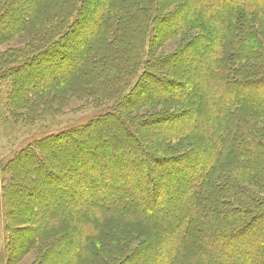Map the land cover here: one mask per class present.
Masks as SVG:
<instances>
[{
	"label": "trees",
	"instance_id": "16d2710c",
	"mask_svg": "<svg viewBox=\"0 0 264 264\" xmlns=\"http://www.w3.org/2000/svg\"><path fill=\"white\" fill-rule=\"evenodd\" d=\"M15 1L0 44L26 39L0 52V123L70 98L97 114L1 167L0 264L22 246L33 264H264V0Z\"/></svg>",
	"mask_w": 264,
	"mask_h": 264
},
{
	"label": "rangeland",
	"instance_id": "374dc122",
	"mask_svg": "<svg viewBox=\"0 0 264 264\" xmlns=\"http://www.w3.org/2000/svg\"><path fill=\"white\" fill-rule=\"evenodd\" d=\"M25 0H17V2H14V5L17 4V7L21 6V5H25ZM26 6V5H25ZM28 7H26L27 9ZM18 9H14V11H9L6 12V14L0 19V26H10L12 23V18L14 16H16V14L18 13ZM76 41H83L84 36L79 38V36H76ZM26 37L25 36H21L20 38H16L14 40H10L9 42H4L2 44H0V52H3L5 50H7L8 48L11 47H18L23 40H25ZM179 44V40L176 41H171L169 43H166L164 45V47L159 51H155L154 53V57H158L161 54H169L171 52H173L175 49H177V46ZM196 46H193V49ZM192 52V47L190 49H188V51L186 52L187 55H185V57H181L178 60V67L179 69H185V67L188 65L187 59L191 58V54H194ZM189 55V56H188ZM195 55V54H194ZM187 56V57H186ZM57 59V58H56ZM42 60V61H41ZM57 61V60H56ZM37 62H40L41 64H45V66H50V61L45 59H40ZM72 62V60H71ZM74 62H75V58H74ZM58 66V65H57ZM29 68V67H28ZM49 69V67H48ZM57 71L60 68H55ZM30 70H32V68H30ZM30 70L28 69V71L30 72ZM50 70V69H49ZM27 72V73H29ZM42 71H35L36 75L31 77L29 80L31 81H36L37 83L39 81H41L44 76L42 75H46L48 72V70L46 69L43 74H40ZM143 94L140 95L141 98ZM146 95V94H145ZM68 103L63 106V109L61 110V114L55 118H50V119H45V122H36L33 124H25L24 122H17L15 124H13L12 122H9L7 125L3 126L0 123V172H1V167L6 163V161L21 147H23V145L27 144L28 142H30L31 140L37 138V137H42L45 134L51 133V132H56L71 126H74L76 124H80V123H84L86 121H89L93 116H95L97 114L96 109H94L92 106L90 105H86L87 104V100L85 99H81V100H77V99H68ZM1 109V107H0ZM149 124V122H148ZM152 126V124L145 126V132H148L147 130H149L148 128ZM198 156H195V158H197ZM159 166L155 163H153L152 161H150L148 164L147 162L143 163V166ZM169 175H166L168 177L169 180V185L166 186L169 190H174L177 186V183L174 181L175 176L176 175H181L184 174L185 172L183 170L181 171H169ZM188 173V172H187ZM190 173V172H189ZM188 173V174H189ZM254 173V170L250 172V174L252 175ZM166 179V178H165ZM167 180V179H166ZM0 195H1V177H0ZM18 196V195H17ZM25 198L22 197L20 195L19 198V204H18V210L20 211L21 214V220L23 221V218L26 216V212H24V207L26 206L24 203ZM231 221H227L226 223L229 224ZM223 225V224H222ZM19 228H24V225H22V222L18 221L15 222L14 225V229L15 231L20 230ZM146 236H148L149 234L144 233ZM150 236V235H149ZM130 246V245H129ZM132 250H140L141 246L139 244H137L136 242H134L131 247ZM0 253L2 255L6 254V249H5V233H4V229H3V225H2V212L0 209ZM15 253H18V251H15ZM20 259L18 261H16V263L14 264H33L36 261V254L34 250L29 251L28 253H25V250L23 249V246L20 249ZM136 260V264H138V260L139 257ZM133 263V264H135ZM3 264H6L5 262Z\"/></svg>",
	"mask_w": 264,
	"mask_h": 264
}]
</instances>
